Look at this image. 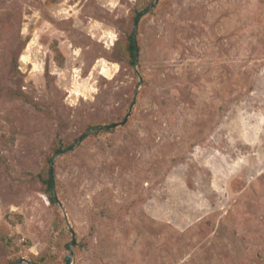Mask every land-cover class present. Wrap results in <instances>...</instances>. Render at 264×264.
Returning <instances> with one entry per match:
<instances>
[{
	"label": "rangeland",
	"instance_id": "obj_1",
	"mask_svg": "<svg viewBox=\"0 0 264 264\" xmlns=\"http://www.w3.org/2000/svg\"><path fill=\"white\" fill-rule=\"evenodd\" d=\"M153 1L0 0V264H264V0H157L135 66Z\"/></svg>",
	"mask_w": 264,
	"mask_h": 264
},
{
	"label": "water",
	"instance_id": "obj_2",
	"mask_svg": "<svg viewBox=\"0 0 264 264\" xmlns=\"http://www.w3.org/2000/svg\"><path fill=\"white\" fill-rule=\"evenodd\" d=\"M157 0H154L150 5L146 6L144 9H142L135 17L134 19V25H133V30H132V35H131V38H132V46H133V53H134V64L135 66H137L138 64V44H137V38H136V35H137V28H138V24H139V21H140V18L148 13L156 4ZM137 74H139V72L137 71ZM135 100V98H134ZM134 100H133V103H134ZM129 115V112L128 114L125 116V118L119 123V124H123L125 123L127 117ZM115 125L114 123L112 124H108V125H94V126H91L89 127L79 138H77L73 144H71L68 148L56 153L55 155H53L50 159V179H51V182H52V192H53V195L55 197V199L57 200V203L59 204L60 208L63 209L62 207V204L61 202L58 200L57 198V195H56V192H55V183H54V176H53V164H54V159L56 156L58 155H61L63 153H66L70 150H72L85 136H87L88 134L94 132V131H99V130H103V129H107L111 126ZM68 228H69V231L71 233V236H72V239L70 241V243L68 244V249H69V254L65 257L64 261H65V264H71V261H72V254H73V251H72V246L75 245V242H76V239H75V233L72 229V227L70 225H68ZM23 261L25 262H28V260H26L25 258H21L16 264H20L22 263ZM30 262V261H29ZM31 264H38V263H35V262H30Z\"/></svg>",
	"mask_w": 264,
	"mask_h": 264
},
{
	"label": "trees",
	"instance_id": "obj_3",
	"mask_svg": "<svg viewBox=\"0 0 264 264\" xmlns=\"http://www.w3.org/2000/svg\"><path fill=\"white\" fill-rule=\"evenodd\" d=\"M140 12V10H134V14L133 16L131 17V23L132 25H134V19L136 17V15ZM133 30V28H132ZM132 30L129 32L128 36H127V44H126V47H125V53L129 59V61L134 64V53H133V46H132V38H131V35H132ZM53 50L55 52V59L56 61L59 63L62 55L59 51V49L54 45L53 46ZM62 151V148L60 147H56L54 149V152L55 153H58ZM45 185H46V190H45V193L47 195V198L48 200L50 201V203L52 204H56L57 203V200L55 199L54 195H53V192H52V182H51V179H50V173L47 174V178L45 179ZM36 263V262H35ZM38 264H41L39 262H37ZM13 264V263H12Z\"/></svg>",
	"mask_w": 264,
	"mask_h": 264
}]
</instances>
